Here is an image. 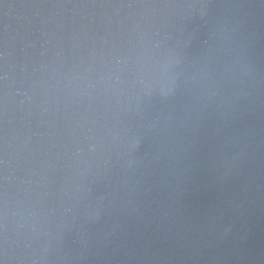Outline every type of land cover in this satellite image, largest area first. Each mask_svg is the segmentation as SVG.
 Returning a JSON list of instances; mask_svg holds the SVG:
<instances>
[{"label":"water","instance_id":"1","mask_svg":"<svg viewBox=\"0 0 264 264\" xmlns=\"http://www.w3.org/2000/svg\"><path fill=\"white\" fill-rule=\"evenodd\" d=\"M0 264H264V0H0Z\"/></svg>","mask_w":264,"mask_h":264}]
</instances>
